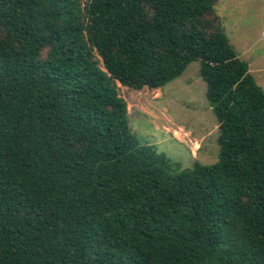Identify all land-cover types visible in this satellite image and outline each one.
I'll list each match as a JSON object with an SVG mask.
<instances>
[{
    "label": "trees",
    "instance_id": "16d2710c",
    "mask_svg": "<svg viewBox=\"0 0 264 264\" xmlns=\"http://www.w3.org/2000/svg\"><path fill=\"white\" fill-rule=\"evenodd\" d=\"M218 1L0 0V264H264V90ZM194 62L220 151L179 171L116 83Z\"/></svg>",
    "mask_w": 264,
    "mask_h": 264
},
{
    "label": "rangeland",
    "instance_id": "374dc122",
    "mask_svg": "<svg viewBox=\"0 0 264 264\" xmlns=\"http://www.w3.org/2000/svg\"><path fill=\"white\" fill-rule=\"evenodd\" d=\"M83 5L86 0H82ZM217 19L238 57L264 90V0H219ZM100 61V59L97 57ZM199 62L161 89L135 91L116 83L127 105L132 133L142 145H152L180 170L198 163L215 164L219 158V124L206 98ZM174 174L177 172L174 171Z\"/></svg>",
    "mask_w": 264,
    "mask_h": 264
},
{
    "label": "water",
    "instance_id": "95a60500",
    "mask_svg": "<svg viewBox=\"0 0 264 264\" xmlns=\"http://www.w3.org/2000/svg\"><path fill=\"white\" fill-rule=\"evenodd\" d=\"M258 54L264 55V51H259Z\"/></svg>",
    "mask_w": 264,
    "mask_h": 264
}]
</instances>
